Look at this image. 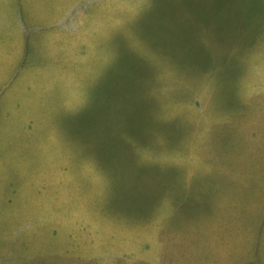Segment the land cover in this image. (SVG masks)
<instances>
[{"label":"rangeland","instance_id":"rangeland-1","mask_svg":"<svg viewBox=\"0 0 264 264\" xmlns=\"http://www.w3.org/2000/svg\"><path fill=\"white\" fill-rule=\"evenodd\" d=\"M0 264H264V0H0Z\"/></svg>","mask_w":264,"mask_h":264},{"label":"trees","instance_id":"trees-1","mask_svg":"<svg viewBox=\"0 0 264 264\" xmlns=\"http://www.w3.org/2000/svg\"><path fill=\"white\" fill-rule=\"evenodd\" d=\"M148 100H149V99H148ZM149 101H150V100H149ZM121 123H122V125L124 126L123 122H121ZM126 125H127V121H125V126H124L125 128H126ZM124 127H123V128H124ZM129 129H130V128H129ZM179 133H180V132H178V134H179ZM174 135H175V134H174Z\"/></svg>","mask_w":264,"mask_h":264}]
</instances>
